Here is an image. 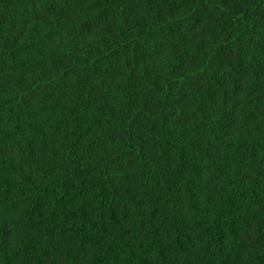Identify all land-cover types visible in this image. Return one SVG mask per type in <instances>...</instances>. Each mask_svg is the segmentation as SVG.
<instances>
[{
    "label": "trees",
    "instance_id": "trees-1",
    "mask_svg": "<svg viewBox=\"0 0 264 264\" xmlns=\"http://www.w3.org/2000/svg\"><path fill=\"white\" fill-rule=\"evenodd\" d=\"M0 264H264V0H0Z\"/></svg>",
    "mask_w": 264,
    "mask_h": 264
}]
</instances>
